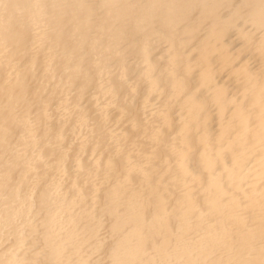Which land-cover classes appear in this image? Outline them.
<instances>
[{
  "label": "bare ground",
  "instance_id": "bare-ground-1",
  "mask_svg": "<svg viewBox=\"0 0 264 264\" xmlns=\"http://www.w3.org/2000/svg\"><path fill=\"white\" fill-rule=\"evenodd\" d=\"M0 264H264V0H0Z\"/></svg>",
  "mask_w": 264,
  "mask_h": 264
}]
</instances>
